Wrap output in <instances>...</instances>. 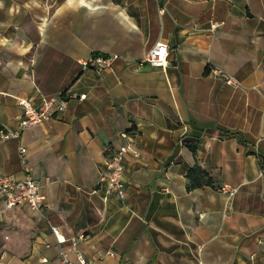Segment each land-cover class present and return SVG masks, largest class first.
I'll return each instance as SVG.
<instances>
[{
	"label": "crops",
	"instance_id": "crops-1",
	"mask_svg": "<svg viewBox=\"0 0 264 264\" xmlns=\"http://www.w3.org/2000/svg\"><path fill=\"white\" fill-rule=\"evenodd\" d=\"M156 44L166 65L139 67ZM62 94L19 131L18 100ZM0 130L19 131L0 136V176L44 196L0 204V264H264V0H0ZM125 144L119 200L98 178ZM194 165L210 184L188 188Z\"/></svg>",
	"mask_w": 264,
	"mask_h": 264
},
{
	"label": "built area",
	"instance_id": "built-area-1",
	"mask_svg": "<svg viewBox=\"0 0 264 264\" xmlns=\"http://www.w3.org/2000/svg\"><path fill=\"white\" fill-rule=\"evenodd\" d=\"M118 59V56H93L87 62L84 63V67L93 69L97 72H106L111 70L112 63ZM144 64H148L153 67H160L166 65V46L163 44H156L144 58L140 60L138 66L141 67ZM213 74L220 77L225 84L239 87V83L231 76L225 75L219 69H213ZM85 95H80L79 99H84ZM18 105L21 109L19 117V131L32 128L34 126L42 124L44 121L50 119L55 112H62L65 107V99L63 94L58 98H50L42 100L39 107H33L27 100H18ZM16 131L12 134H5L0 130V136L2 139H7L13 136H18ZM124 137L123 134H121ZM18 153L23 160L26 154V149L20 147ZM131 155L136 158L139 156V152L130 144H125L119 147L115 153L107 160L105 164V171L100 173L98 183H105L107 191L114 194L119 200L125 198L126 192L123 182V167L122 160L125 155ZM220 192L227 196V198L233 196L237 189L224 185L220 189ZM44 201V196L39 192V185L29 175H26L22 180H14L11 177L0 176V204H2L4 210H10L18 205H27L33 212H39ZM51 233L56 239L57 243L62 244L66 240L60 235L59 230L54 227H50ZM84 235L71 236L68 241L74 246L78 241L83 240ZM61 259L65 264H68L67 257L64 253H61ZM76 259L80 264H85V261L81 254L76 252Z\"/></svg>",
	"mask_w": 264,
	"mask_h": 264
},
{
	"label": "trees",
	"instance_id": "trees-1",
	"mask_svg": "<svg viewBox=\"0 0 264 264\" xmlns=\"http://www.w3.org/2000/svg\"><path fill=\"white\" fill-rule=\"evenodd\" d=\"M186 177L190 181L188 188H198L211 182L209 175L197 165L188 170Z\"/></svg>",
	"mask_w": 264,
	"mask_h": 264
}]
</instances>
